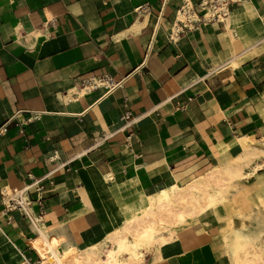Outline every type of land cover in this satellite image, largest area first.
I'll return each mask as SVG.
<instances>
[{
	"label": "crops",
	"instance_id": "obj_1",
	"mask_svg": "<svg viewBox=\"0 0 264 264\" xmlns=\"http://www.w3.org/2000/svg\"><path fill=\"white\" fill-rule=\"evenodd\" d=\"M184 2L201 14L198 0H0V264H44L41 229L77 254L142 195L263 137L264 0H238L171 39ZM104 75L122 85L84 86ZM6 189L24 204L8 209ZM217 207L175 227L144 264H229ZM113 247H100L102 261Z\"/></svg>",
	"mask_w": 264,
	"mask_h": 264
},
{
	"label": "bare ground",
	"instance_id": "obj_2",
	"mask_svg": "<svg viewBox=\"0 0 264 264\" xmlns=\"http://www.w3.org/2000/svg\"><path fill=\"white\" fill-rule=\"evenodd\" d=\"M181 19L183 16L179 12L174 24ZM232 64H236V61L232 60ZM84 86L89 89L90 83ZM251 139L248 135L242 136L238 150L231 158L211 166L183 184L172 182L155 192L142 195L137 206L128 207L130 213L119 226L77 254L60 252L41 229L50 249L44 264H144L147 251L153 254V259L160 258L159 250L175 237V227L198 219L219 204H223L226 211V222L221 228L224 227L222 235L229 264H264V241L258 242L259 237L264 235V198L259 196L255 203L254 223L240 221L238 226L234 225L231 216L229 206L232 202H227V192L231 188L237 191L239 185L242 186L244 181L264 168V145ZM257 140L264 144L263 137ZM105 178L111 177L106 174ZM6 193L9 201L13 198L24 204L22 193L13 194L9 189H6ZM31 216L37 223L35 216ZM108 241H112L114 247L109 250V260L102 261L100 247Z\"/></svg>",
	"mask_w": 264,
	"mask_h": 264
},
{
	"label": "built area",
	"instance_id": "obj_3",
	"mask_svg": "<svg viewBox=\"0 0 264 264\" xmlns=\"http://www.w3.org/2000/svg\"><path fill=\"white\" fill-rule=\"evenodd\" d=\"M238 0H198V7L199 10L201 11V14L199 15L198 11L193 9V6L187 4L184 2L178 9V12H180L183 16V19L179 20L177 24H173L171 27V31L168 34L169 38L173 39V36L176 35L177 33L181 32L185 28H192L194 27L195 23L198 21H210V20H219L222 17H224L228 10L229 6L237 2ZM176 26V27H174ZM123 80H112L110 76L104 75L98 78H93L89 79L87 83H90V88H95L98 86H103L105 88L106 92L112 91L114 88L119 87L122 85ZM40 112H35L29 116L27 119L30 117H37ZM124 117L129 116V112L125 111L123 114ZM4 129L0 127V131ZM13 200H10V204L8 203L6 206L8 209L13 208L15 205H18L21 207L19 204L11 205ZM22 255V258L18 264L23 262V264H29L31 261V258L27 255ZM38 259H36L37 261Z\"/></svg>",
	"mask_w": 264,
	"mask_h": 264
},
{
	"label": "rangeland",
	"instance_id": "obj_4",
	"mask_svg": "<svg viewBox=\"0 0 264 264\" xmlns=\"http://www.w3.org/2000/svg\"><path fill=\"white\" fill-rule=\"evenodd\" d=\"M263 136V140H264V135ZM251 141H253L251 139ZM253 142L258 143V144H262L264 145L262 142L258 141V140H254ZM255 178V180H253L252 182H246V187H239L237 191H235L234 189H230L229 192H227V202L230 201L231 205L229 206L231 213H232V218H235L234 220V225H240V221H246L248 224H252L254 223V208H255V203L256 201H258V197L262 196L264 198V168L260 171H258V175L252 176ZM251 177V178H252ZM250 178V179H251ZM244 188V189H243ZM240 189V190H239ZM242 189V190H241ZM234 192V193H233ZM231 197V198H230ZM139 201V199L136 201V203ZM128 206H126L127 208ZM218 209L216 210V212L219 214L220 216V222L225 221V218L222 214L224 213V208L221 205H219L217 207ZM226 212V211H225ZM212 214V213H210ZM214 216V214H213ZM239 218V219H238ZM122 223V221H121ZM120 223V224H121ZM219 223V222H218ZM119 224V225H120ZM118 225V226H119ZM222 226H220V236L221 239L223 240V228H221ZM264 241V235L262 234V236L259 237L258 242H262ZM36 255V254H35ZM37 257V256H36ZM38 259V257L36 258Z\"/></svg>",
	"mask_w": 264,
	"mask_h": 264
}]
</instances>
